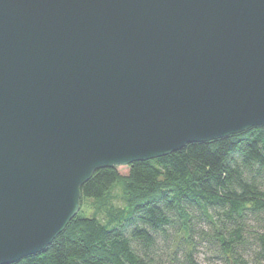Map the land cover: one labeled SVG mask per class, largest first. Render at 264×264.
<instances>
[{
    "label": "water",
    "instance_id": "95a60500",
    "mask_svg": "<svg viewBox=\"0 0 264 264\" xmlns=\"http://www.w3.org/2000/svg\"><path fill=\"white\" fill-rule=\"evenodd\" d=\"M264 124V0H0V264L95 169Z\"/></svg>",
    "mask_w": 264,
    "mask_h": 264
},
{
    "label": "trees",
    "instance_id": "16d2710c",
    "mask_svg": "<svg viewBox=\"0 0 264 264\" xmlns=\"http://www.w3.org/2000/svg\"><path fill=\"white\" fill-rule=\"evenodd\" d=\"M117 187L123 204L114 201ZM196 215L227 264H264V124L134 160L128 173L118 165L95 169L66 227L44 249L7 264H162L153 251L170 234L180 235L172 257L184 239L196 264Z\"/></svg>",
    "mask_w": 264,
    "mask_h": 264
},
{
    "label": "rangeland",
    "instance_id": "374dc122",
    "mask_svg": "<svg viewBox=\"0 0 264 264\" xmlns=\"http://www.w3.org/2000/svg\"><path fill=\"white\" fill-rule=\"evenodd\" d=\"M118 169L122 173H128L129 171V164H119ZM117 194L116 198L114 199L115 203L123 204V200L121 198V190L119 187L115 189ZM84 209L90 210V206L88 203L86 206L83 207ZM196 213L198 211H195ZM198 214H202L198 212ZM192 227L195 230L192 233V240L195 243L193 249V257L195 258L196 264H227L225 259L220 256L219 250L216 245L211 242L209 239L202 237L201 233L199 232L200 229H209L208 222L203 219L200 215L193 216L191 219ZM180 235H172L170 234L167 239L159 240L157 247L153 251V256L162 262V264H169L170 261H173V264H190L186 250L188 249V243L186 240L182 239L180 242L179 247L177 248L176 253H174V257H172L171 252L176 243L179 240ZM244 253V258L250 260L251 253L250 249L242 250Z\"/></svg>",
    "mask_w": 264,
    "mask_h": 264
}]
</instances>
